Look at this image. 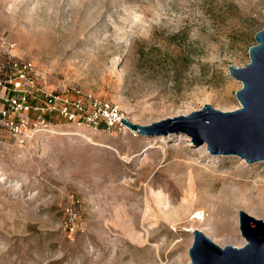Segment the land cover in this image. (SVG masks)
<instances>
[{
	"label": "rangeland",
	"instance_id": "1",
	"mask_svg": "<svg viewBox=\"0 0 264 264\" xmlns=\"http://www.w3.org/2000/svg\"><path fill=\"white\" fill-rule=\"evenodd\" d=\"M263 25L264 0H0V37L47 89L142 126L239 108L228 66ZM106 117L25 147L1 134L0 264H191V229L239 247L238 210L264 219V162Z\"/></svg>",
	"mask_w": 264,
	"mask_h": 264
},
{
	"label": "water",
	"instance_id": "2",
	"mask_svg": "<svg viewBox=\"0 0 264 264\" xmlns=\"http://www.w3.org/2000/svg\"><path fill=\"white\" fill-rule=\"evenodd\" d=\"M255 45L248 50L249 62L228 71L241 88L235 92L240 107L230 112L213 109L209 104L188 115L167 118L147 126L125 119L119 122L131 132L144 136L184 134L192 147L206 144L216 156H237L246 164L264 162V25L255 33ZM239 230L246 242L239 247L220 246L198 229L192 231L188 249L191 264H264V219L238 210Z\"/></svg>",
	"mask_w": 264,
	"mask_h": 264
},
{
	"label": "built area",
	"instance_id": "3",
	"mask_svg": "<svg viewBox=\"0 0 264 264\" xmlns=\"http://www.w3.org/2000/svg\"><path fill=\"white\" fill-rule=\"evenodd\" d=\"M104 114L110 126L125 119L108 105L99 112L91 109L87 97L77 91L47 89L33 63L17 57L14 44L0 37V136L4 133L15 145L25 147L37 135L53 132L54 119L59 124L93 129Z\"/></svg>",
	"mask_w": 264,
	"mask_h": 264
},
{
	"label": "bare ground",
	"instance_id": "4",
	"mask_svg": "<svg viewBox=\"0 0 264 264\" xmlns=\"http://www.w3.org/2000/svg\"><path fill=\"white\" fill-rule=\"evenodd\" d=\"M198 220H203V222H205V218H203V215H201L200 213L198 214ZM194 229H191V232L193 231ZM201 231V229H198ZM202 232V231H201Z\"/></svg>",
	"mask_w": 264,
	"mask_h": 264
},
{
	"label": "trees",
	"instance_id": "5",
	"mask_svg": "<svg viewBox=\"0 0 264 264\" xmlns=\"http://www.w3.org/2000/svg\"><path fill=\"white\" fill-rule=\"evenodd\" d=\"M57 122V120H55L54 119V121H53V124L56 126V127H58V126H60L61 124H59V123H56Z\"/></svg>",
	"mask_w": 264,
	"mask_h": 264
}]
</instances>
